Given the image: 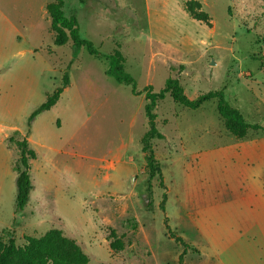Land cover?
Listing matches in <instances>:
<instances>
[{
    "label": "rangeland",
    "instance_id": "obj_1",
    "mask_svg": "<svg viewBox=\"0 0 264 264\" xmlns=\"http://www.w3.org/2000/svg\"><path fill=\"white\" fill-rule=\"evenodd\" d=\"M189 1L210 24L192 18ZM50 2L0 0V253L10 240L23 247L60 230L89 264H180L186 249L168 226L191 247L184 264H264V154L248 167L218 150L245 139L227 132L216 101L197 111L170 94L159 101L165 139L152 148L165 188L157 175L148 182L142 144L145 89L159 93L169 78L190 99L225 90L247 122L264 127V0H65L101 54L82 48L75 60L71 42L54 45ZM115 53L140 95L110 73ZM66 74L56 106L30 122ZM26 137L34 188L18 212Z\"/></svg>",
    "mask_w": 264,
    "mask_h": 264
},
{
    "label": "trees",
    "instance_id": "obj_2",
    "mask_svg": "<svg viewBox=\"0 0 264 264\" xmlns=\"http://www.w3.org/2000/svg\"><path fill=\"white\" fill-rule=\"evenodd\" d=\"M65 6V0H52L46 6L47 14L51 19V30L54 33V45L56 47H63L71 42L74 48V60L82 48H86L90 55L100 57L101 54L94 47L93 43L81 37L78 18L76 16H67ZM185 9L193 19L210 24V18L202 11L201 4L198 1L187 2ZM108 60L111 66L110 73L115 80L118 83L131 86L133 95H140L135 80L125 71L120 56L115 53L108 56ZM69 85L70 78L66 74L62 86L49 96L47 101L32 114L30 122L34 121L40 114L50 111L55 107ZM168 94L172 96L176 104L193 111L201 109L208 102L216 101L218 113L223 120L224 127L230 135L239 140L245 139L250 132L262 131L264 133L263 126L247 122L241 111L232 107L227 102L225 90L212 91L200 95L196 99H190L178 79L169 78L165 88L159 93H155L153 87L148 86L145 89V114L148 119L149 129L142 138V144L143 151L146 154V170L150 171L149 183L157 175L160 186L165 188L163 171L155 158L152 141L165 139L164 135L157 129V115L155 110L159 101L164 100ZM29 135L30 131L28 133ZM18 146L20 155L17 166V195L15 206L16 211L20 212L28 205L30 194L34 188L30 169L31 161L35 159L36 155L28 150L27 137L23 141L18 142ZM167 201L168 196L164 193L163 200L160 204L163 212L166 211ZM165 222L167 223L168 219ZM167 230L176 242L185 247L186 250L180 256V264H184V258L191 247L186 245L181 238L172 234L168 226ZM0 264H89V259L76 244V241L67 238L60 230H51L41 237H28L27 243L23 247H17L15 242L10 240L8 247L0 253Z\"/></svg>",
    "mask_w": 264,
    "mask_h": 264
},
{
    "label": "crops",
    "instance_id": "obj_3",
    "mask_svg": "<svg viewBox=\"0 0 264 264\" xmlns=\"http://www.w3.org/2000/svg\"><path fill=\"white\" fill-rule=\"evenodd\" d=\"M221 149H223L224 152L230 153L236 158H243L244 163L242 164L244 166L250 167L255 165V163L259 161L260 157L264 154V137L259 138L257 134L248 135L245 140H242V142L236 146H225L218 150Z\"/></svg>",
    "mask_w": 264,
    "mask_h": 264
}]
</instances>
